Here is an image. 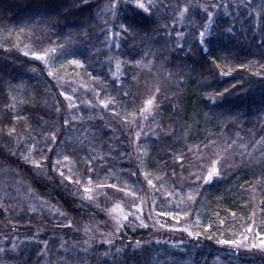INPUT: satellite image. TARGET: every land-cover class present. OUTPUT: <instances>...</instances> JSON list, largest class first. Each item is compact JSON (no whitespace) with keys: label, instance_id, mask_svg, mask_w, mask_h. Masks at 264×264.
Masks as SVG:
<instances>
[{"label":"trees","instance_id":"16d2710c","mask_svg":"<svg viewBox=\"0 0 264 264\" xmlns=\"http://www.w3.org/2000/svg\"><path fill=\"white\" fill-rule=\"evenodd\" d=\"M109 3L0 0V264H264V0Z\"/></svg>","mask_w":264,"mask_h":264},{"label":"snow or ice","instance_id":"6c2138e0","mask_svg":"<svg viewBox=\"0 0 264 264\" xmlns=\"http://www.w3.org/2000/svg\"><path fill=\"white\" fill-rule=\"evenodd\" d=\"M192 7H203L202 5H191ZM109 9L112 10L113 12H115V9L117 7V0H110V3L108 5ZM137 8L139 9H142L144 12L146 13H149L151 14V9H152V5H151V2H149V5L146 6L144 3H138L136 5ZM188 11V6H185L184 7V12H187ZM205 11L207 12V9L205 8ZM123 31L125 33H131L132 35H135L136 34V27L134 24L132 23H127V24H122L121 25ZM199 36H200V42L203 43L204 42V37H205V33L204 32H200L199 33ZM51 51H55V49H52ZM27 55V54H25ZM38 59H41V60H44L45 59V56L43 55H39L37 56ZM73 63H78V61H73ZM51 74V73H49ZM226 74V73H225ZM257 75H259V73H257ZM225 91H228L227 89H225ZM125 95H127V93H125ZM146 105L148 106L147 108H145V111L147 110H150L151 107H154V97L153 98H149L147 99L146 101ZM108 105L105 104V107H107ZM17 119H19V117H17ZM60 177L63 179L64 178V173L63 172H60L59 173ZM219 175V170L217 168H213L211 171H209L207 173V176L205 177L206 181H211L213 179L214 176H218ZM67 179L71 180V177H68ZM89 182L90 181V178H89ZM149 184H151V180L148 181ZM102 187V185H101ZM113 188H115L116 186L115 185H112ZM85 191L87 192H91L92 189L90 188H87L85 189ZM134 207L137 206V205H133ZM125 220L128 219V216H125L124 217ZM211 227V226H209ZM248 231H252V229H248ZM191 234V233H190ZM218 243L220 244H225V245H240L242 244L243 242L242 241H237V240H218L217 241ZM109 243H111V241H109ZM252 247H256V248H264V239H261L259 244L257 245H252ZM4 251L3 249H0V252Z\"/></svg>","mask_w":264,"mask_h":264},{"label":"rangeland","instance_id":"374dc122","mask_svg":"<svg viewBox=\"0 0 264 264\" xmlns=\"http://www.w3.org/2000/svg\"><path fill=\"white\" fill-rule=\"evenodd\" d=\"M139 213H140V209H139ZM125 216H127V213L123 209L116 208L115 210H113V212L110 215V220L112 221L113 226L119 228L120 225L124 222ZM242 242H243L242 243L243 246H246L248 249L254 248V250L264 251V248L252 247V245L259 244L260 240L247 238L243 240Z\"/></svg>","mask_w":264,"mask_h":264}]
</instances>
